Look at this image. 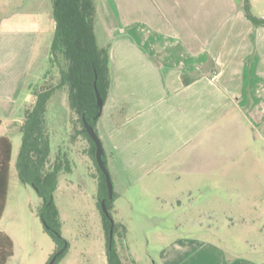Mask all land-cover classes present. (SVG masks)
I'll list each match as a JSON object with an SVG mask.
<instances>
[{"label":"crops","instance_id":"0c3cea01","mask_svg":"<svg viewBox=\"0 0 264 264\" xmlns=\"http://www.w3.org/2000/svg\"><path fill=\"white\" fill-rule=\"evenodd\" d=\"M95 27L99 45H111L97 127L116 194L179 188L182 178L199 189L196 179L262 161L254 133L264 125V27L241 0H97ZM24 83L25 73L14 85L0 78L2 126L21 117Z\"/></svg>","mask_w":264,"mask_h":264},{"label":"rangeland","instance_id":"374dc122","mask_svg":"<svg viewBox=\"0 0 264 264\" xmlns=\"http://www.w3.org/2000/svg\"><path fill=\"white\" fill-rule=\"evenodd\" d=\"M253 4L254 15L264 12V0ZM0 17V32H8L9 38L0 44V78L5 75L14 85L25 73L22 91L28 97L29 89L45 79L49 68L52 0H0ZM64 108L59 104L48 114L51 158L64 149L72 165L71 173L60 175L54 194L65 241V253L55 264H109L97 169L84 152L89 147L84 137L76 143L68 141L71 128ZM19 118L0 128V137L13 144L0 232L14 242V256L7 264H49L59 244L39 215L41 198L18 176L22 133L12 124ZM254 139L264 142V125L255 130ZM263 147L262 143V161L244 165L229 177L196 179L199 189L185 188L193 180L182 178L179 184V176L173 179L179 188L158 193L141 187L116 194L113 188L108 212L118 225L113 240L123 263L264 264Z\"/></svg>","mask_w":264,"mask_h":264},{"label":"trees","instance_id":"16d2710c","mask_svg":"<svg viewBox=\"0 0 264 264\" xmlns=\"http://www.w3.org/2000/svg\"><path fill=\"white\" fill-rule=\"evenodd\" d=\"M54 28L50 45L49 68L45 79L29 89V99L16 126L22 133V146L17 162L18 176L22 184L33 187L42 200L39 215L46 231L51 233L64 247L61 237L59 211L54 202L61 174L72 172V165L64 149L56 158H51V129L48 114L54 106L65 107L67 124L71 128L68 141L76 143L84 137L89 147L84 152L94 163L99 181L100 208L106 200L109 209V189L105 175L96 160V145L89 137L84 119L94 128L99 112L97 91L104 101L109 97L111 77V45L101 47L96 33L97 0H52ZM241 8L246 17L256 27H264V18L254 15L252 0H241ZM185 85L192 82L183 77ZM97 90V91H96ZM2 122L0 121V127ZM12 143L0 139V219L3 216L9 189ZM105 161V158H104ZM107 167V165H106ZM114 197V192H113ZM104 228L108 241L109 264H124L114 240H110L112 223L103 213ZM118 225L113 224L117 232ZM14 242L0 232V264L14 256ZM64 252L57 258H61ZM133 261V260H132ZM135 264V262H133Z\"/></svg>","mask_w":264,"mask_h":264},{"label":"water","instance_id":"95a60500","mask_svg":"<svg viewBox=\"0 0 264 264\" xmlns=\"http://www.w3.org/2000/svg\"><path fill=\"white\" fill-rule=\"evenodd\" d=\"M97 91V90H96ZM97 105L99 108V112L96 118H100L103 114V109H104V101L101 98L99 92L97 91ZM84 125L86 128V131L89 135V137L91 138V140L95 143L96 145V160L98 163V166L100 168V170L102 171V173L105 175L106 178V182H107V186L109 189V198L111 199L113 196V183H112V179L109 173L108 168L106 167V163L104 161V155H105V151H104V147H103V143L100 139V137L98 136V134L96 133V131L94 130V128L86 121V119H84ZM102 206V211L103 213L106 215L107 218H109L111 220L112 223V228L110 231V240L112 241L113 239V220L111 219V216L108 212V209L106 207V200H103L101 203ZM64 252V249L58 251L52 258V260L50 261L49 264H55L57 261V258Z\"/></svg>","mask_w":264,"mask_h":264}]
</instances>
